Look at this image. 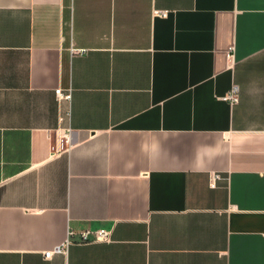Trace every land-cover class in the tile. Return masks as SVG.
Wrapping results in <instances>:
<instances>
[{"label": "crops", "instance_id": "1", "mask_svg": "<svg viewBox=\"0 0 264 264\" xmlns=\"http://www.w3.org/2000/svg\"><path fill=\"white\" fill-rule=\"evenodd\" d=\"M0 264H264V0H0Z\"/></svg>", "mask_w": 264, "mask_h": 264}, {"label": "built area", "instance_id": "2", "mask_svg": "<svg viewBox=\"0 0 264 264\" xmlns=\"http://www.w3.org/2000/svg\"><path fill=\"white\" fill-rule=\"evenodd\" d=\"M161 15L163 17H167V12H162ZM73 53L77 52V50H73ZM85 52V50H80L79 53ZM229 58H232V55H228ZM55 94L59 101H70L72 98V89L63 90L62 88H58L55 91ZM226 101H229L231 104H237L239 101L238 97V89L236 86L233 87L230 94H228L225 98ZM70 134L71 129L68 130H60V132L56 135V145L53 150L56 153H61L65 151L70 142ZM223 181V177L220 174H212L210 176V187L215 189L218 188L219 182ZM112 238V233L109 230L101 229V230H84L82 232H69L68 238L65 242L59 246H56L53 250L47 251L44 253L46 259H50L54 255H63L66 254L69 247L73 244H90L97 242H110Z\"/></svg>", "mask_w": 264, "mask_h": 264}]
</instances>
